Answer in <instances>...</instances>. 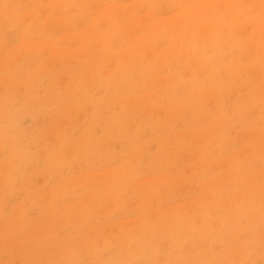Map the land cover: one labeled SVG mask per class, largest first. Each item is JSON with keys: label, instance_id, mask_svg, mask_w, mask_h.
<instances>
[{"label": "rangeland", "instance_id": "374dc122", "mask_svg": "<svg viewBox=\"0 0 264 264\" xmlns=\"http://www.w3.org/2000/svg\"><path fill=\"white\" fill-rule=\"evenodd\" d=\"M0 264H264V0H0Z\"/></svg>", "mask_w": 264, "mask_h": 264}]
</instances>
